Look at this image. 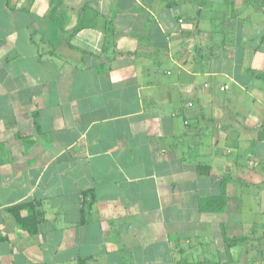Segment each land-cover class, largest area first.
<instances>
[{
    "label": "crops",
    "instance_id": "0c3cea01",
    "mask_svg": "<svg viewBox=\"0 0 264 264\" xmlns=\"http://www.w3.org/2000/svg\"><path fill=\"white\" fill-rule=\"evenodd\" d=\"M250 182L264 0H0V264H264Z\"/></svg>",
    "mask_w": 264,
    "mask_h": 264
},
{
    "label": "trees",
    "instance_id": "16d2710c",
    "mask_svg": "<svg viewBox=\"0 0 264 264\" xmlns=\"http://www.w3.org/2000/svg\"><path fill=\"white\" fill-rule=\"evenodd\" d=\"M226 184L225 182L221 183V193L218 197H207L202 198L201 203L204 207H207L208 205H212L215 210L223 209L228 202V197L226 194ZM29 208L32 212L27 215L23 216L21 214L22 209ZM9 211L13 214L15 217L16 222L19 226H21L23 229H25L30 234H35L39 230V223H40V214L38 213L36 209V205L32 202H23L20 204H16L9 207Z\"/></svg>",
    "mask_w": 264,
    "mask_h": 264
},
{
    "label": "rangeland",
    "instance_id": "374dc122",
    "mask_svg": "<svg viewBox=\"0 0 264 264\" xmlns=\"http://www.w3.org/2000/svg\"><path fill=\"white\" fill-rule=\"evenodd\" d=\"M252 183H257V182H252ZM250 182L249 185H244L243 191H242V196H240L239 198H237V202L239 204L240 207H242V205L244 206V208L242 207V211L245 214L246 219H250V220H257L258 218H261L263 215L260 214L258 215V213L255 211V209L259 208V203H261L262 206H264V201L262 199L259 200V197L257 198L258 194H260L261 192V188L257 189V185L252 184ZM242 201V202H241ZM253 209V211L251 212V209ZM262 209V208H261ZM259 216V217H258ZM261 234L264 233V228L260 229ZM264 242L263 239H261V244L259 246V250L261 252H264ZM257 244V243H255Z\"/></svg>",
    "mask_w": 264,
    "mask_h": 264
},
{
    "label": "built area",
    "instance_id": "2783aa9c",
    "mask_svg": "<svg viewBox=\"0 0 264 264\" xmlns=\"http://www.w3.org/2000/svg\"><path fill=\"white\" fill-rule=\"evenodd\" d=\"M226 88H227V86H223L221 89H222V90H225Z\"/></svg>",
    "mask_w": 264,
    "mask_h": 264
}]
</instances>
